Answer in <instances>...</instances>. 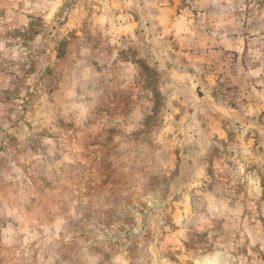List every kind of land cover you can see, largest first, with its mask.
Instances as JSON below:
<instances>
[{
  "label": "rangeland",
  "instance_id": "1",
  "mask_svg": "<svg viewBox=\"0 0 264 264\" xmlns=\"http://www.w3.org/2000/svg\"><path fill=\"white\" fill-rule=\"evenodd\" d=\"M0 264H264V0H0Z\"/></svg>",
  "mask_w": 264,
  "mask_h": 264
},
{
  "label": "crops",
  "instance_id": "2",
  "mask_svg": "<svg viewBox=\"0 0 264 264\" xmlns=\"http://www.w3.org/2000/svg\"><path fill=\"white\" fill-rule=\"evenodd\" d=\"M11 223H12V222H11ZM5 227L8 228V227H10V226H9V224H6ZM5 227H4V228H5Z\"/></svg>",
  "mask_w": 264,
  "mask_h": 264
}]
</instances>
